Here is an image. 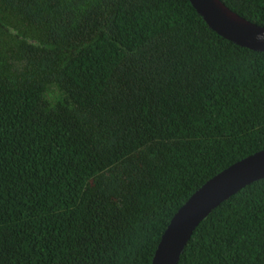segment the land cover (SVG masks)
<instances>
[{
    "label": "trees",
    "instance_id": "trees-1",
    "mask_svg": "<svg viewBox=\"0 0 264 264\" xmlns=\"http://www.w3.org/2000/svg\"><path fill=\"white\" fill-rule=\"evenodd\" d=\"M264 27V0H221ZM264 150V52L190 0H0V264H152L209 180ZM178 264H264V178Z\"/></svg>",
    "mask_w": 264,
    "mask_h": 264
},
{
    "label": "water",
    "instance_id": "water-1",
    "mask_svg": "<svg viewBox=\"0 0 264 264\" xmlns=\"http://www.w3.org/2000/svg\"><path fill=\"white\" fill-rule=\"evenodd\" d=\"M208 26L234 44L264 52V27L238 15L221 0H190ZM264 178V150L224 170L196 191L173 217L152 264H178L198 225L220 204Z\"/></svg>",
    "mask_w": 264,
    "mask_h": 264
}]
</instances>
